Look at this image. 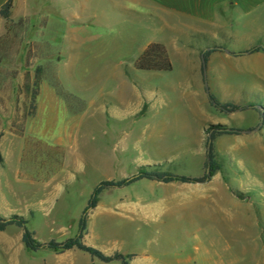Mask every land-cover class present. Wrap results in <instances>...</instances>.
Listing matches in <instances>:
<instances>
[{"label": "rangeland", "instance_id": "374dc122", "mask_svg": "<svg viewBox=\"0 0 264 264\" xmlns=\"http://www.w3.org/2000/svg\"><path fill=\"white\" fill-rule=\"evenodd\" d=\"M81 4L85 34L81 32L78 52L62 44L65 19L72 10L59 2L51 4L58 15L39 3L37 24L35 20L7 25L11 32L0 37V52H5L0 63L2 218L27 221L39 243L71 239L93 190L102 182L131 178L142 167L187 178L203 176L206 131L212 126L242 132L214 142L221 166L216 175L264 182V151L247 143L253 134L264 146V59L247 62V56H230L256 45L264 50L263 22L259 41L247 29L238 38L193 37L188 41L190 50L174 52L176 37L153 10L144 16L148 12L126 0H81ZM151 45H166L171 72L135 69ZM212 48L224 51L212 54L203 68L202 51ZM47 66L51 71L40 85L36 116L25 120L23 135L17 137L12 125L29 106L25 83L32 81L37 67ZM56 81L64 93L81 100L84 105L71 107L81 112L71 111L57 94ZM208 95L222 104L254 109L222 115L211 108ZM148 98L153 110L131 117ZM154 117L165 123L177 121L187 135L178 131L143 135L146 125L155 123ZM169 193L147 181L104 192L88 218L85 245L108 257L134 255L139 264L191 261L197 255L196 228L204 242L212 224L205 225L204 218L195 215L190 199L169 198ZM21 235L15 227L0 234V264H102L77 250L63 255L26 251ZM219 235L210 258L242 264L237 234L226 230ZM251 251L247 250L246 264L253 258Z\"/></svg>", "mask_w": 264, "mask_h": 264}, {"label": "crops", "instance_id": "0c3cea01", "mask_svg": "<svg viewBox=\"0 0 264 264\" xmlns=\"http://www.w3.org/2000/svg\"><path fill=\"white\" fill-rule=\"evenodd\" d=\"M8 1L0 0V10ZM126 1L148 12L144 16H149V10H153L156 14L158 13L159 21L176 37L173 41V43L176 41L174 48H172L174 52L190 50L188 41L193 37L200 36L217 39L222 35V39H231L232 37L238 38L239 34L249 29L253 40L259 41V35L263 34L260 25L262 22L264 23V0ZM54 2H59L61 5L65 4L68 12L72 10V13H68L65 19L67 28L61 34L63 46L67 45V49L71 52L80 51L81 32L85 34L84 31H81V9L83 7L81 0H64L63 2L60 0H16L11 11L10 20L14 23L20 21L33 23L36 20L35 24H37L39 22L38 18H40L37 11L39 3L46 6L51 13L58 15L51 5ZM45 19V23L48 26L49 20L47 17ZM62 25L64 24L62 23ZM232 28L235 33L231 31ZM6 32L7 23L0 18V37L4 36ZM165 48L167 50L166 45ZM249 49L246 48L244 50L247 51ZM247 58L250 59L247 62H251L253 59L263 60L264 53H256L247 56ZM151 104L152 102L149 98L143 99L142 103L130 113V116L134 118L143 115L147 116L148 112L153 110ZM153 122L155 123L152 125H146L143 135L146 136V134L151 133L154 137H159L166 133L175 134L177 131L179 134L184 135L188 133L187 130L180 128L181 125L177 121L174 124L171 121L165 123V121L154 117ZM230 143H237V141ZM247 143L255 146L256 148L253 150L257 152L264 151L262 148L264 146L258 145V143L262 144L260 136L258 140L255 135L249 134ZM195 144L199 145L198 142ZM202 177H197L196 179ZM160 185L165 187L167 191H171L169 198L190 199L195 215L197 214L198 218H204L203 222H205V225L210 226L212 224V227L207 228V237L204 242L200 238L198 228H196V257L191 261L177 262L176 264H224L221 260L210 258V254L211 252L215 254L216 248H218L215 241L222 238L219 233L226 230H231L237 234L236 244L239 251L244 255L242 264L247 263L246 255L249 249L252 250L251 254H253L250 264H264V182L258 179L246 182L236 177L215 175L209 182L204 184L173 183ZM215 222H220V225L215 224ZM4 233L0 234L3 235ZM226 247H229V245ZM134 260L131 264L135 263ZM240 263L241 260H239ZM158 264L168 263L159 262Z\"/></svg>", "mask_w": 264, "mask_h": 264}, {"label": "trees", "instance_id": "16d2710c", "mask_svg": "<svg viewBox=\"0 0 264 264\" xmlns=\"http://www.w3.org/2000/svg\"><path fill=\"white\" fill-rule=\"evenodd\" d=\"M16 0H9L8 3L0 10V18L4 20L7 25L19 26L22 24V21L15 24L10 20L11 11L14 7ZM10 27L7 28L6 34H9ZM223 52L221 48H212L202 51L201 59L203 63V68L206 66L208 59L212 54L216 52ZM263 52L264 50L261 46H253L249 50L240 52L238 54H230L232 57H243L250 56L256 53ZM5 52H0V63L5 59ZM47 67H37L34 71L32 81L27 79L25 83L26 94L28 96L29 106L27 108L24 116L17 122L16 120L13 125V132L17 137H22L24 132V123L27 118H34L37 112V99L40 93V85L48 77V73L51 70H48ZM135 69L141 72H152V73H168L172 71V67L169 61V57L166 49L162 45H151L138 59L135 64ZM55 72V71H54ZM202 72V68H201ZM55 76V74H53ZM54 87L57 90V94L65 100L68 107L71 111L81 112L73 110L72 104L78 103L84 105L81 100L64 93L60 88L58 82L54 83ZM208 101L211 108L222 114L230 115L237 112L245 111L246 109H254L253 105L248 107H237L231 103H220L214 97L208 95ZM17 123H20V126L17 127ZM242 132L235 129H229L226 126H212L206 131L207 139L205 144V163H204V175L202 178H187L182 176L171 175L168 173H162L157 170H152L149 167H142L138 170L137 175L121 180V181H106L100 183L92 192L90 199L87 203V206L83 210L78 223H77V233L76 235L64 242L50 241L48 243H39L35 240L34 234L27 229L28 222L22 218L10 217L8 219L2 218L0 216V233H4L8 228L15 227L22 231L21 235V244L26 251L37 253L39 251H50L55 255H63L67 252L77 250L85 255H88L92 261L96 260L102 264H111L113 262L119 264H131V262L136 258L134 255H122L115 253L112 256H105L101 252L90 248L85 245L84 238L86 236L88 218L90 214L98 207L100 196L107 191L111 190H121L128 187H131L134 184H137L142 181H147L151 183L158 184H204L209 182L217 173L221 172V166L216 161L214 142L221 137L228 136H237ZM210 142V143H209ZM3 165V159L0 155V167Z\"/></svg>", "mask_w": 264, "mask_h": 264}, {"label": "water", "instance_id": "95a60500", "mask_svg": "<svg viewBox=\"0 0 264 264\" xmlns=\"http://www.w3.org/2000/svg\"><path fill=\"white\" fill-rule=\"evenodd\" d=\"M210 143V142H209Z\"/></svg>", "mask_w": 264, "mask_h": 264}]
</instances>
